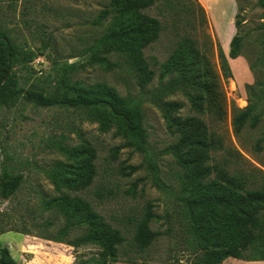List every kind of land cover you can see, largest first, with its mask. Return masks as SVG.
<instances>
[{
  "label": "rangeland",
  "instance_id": "rangeland-1",
  "mask_svg": "<svg viewBox=\"0 0 264 264\" xmlns=\"http://www.w3.org/2000/svg\"><path fill=\"white\" fill-rule=\"evenodd\" d=\"M105 2L0 0V30L25 55L24 64L13 70L24 90L45 88L52 95L74 88H98L122 98L141 99L150 156L128 143L117 122L102 132L96 116L88 110L44 108L26 100L25 93L14 104L1 106L0 182L6 172L21 174L23 180L11 198H0V250L8 246L19 264H97L101 249L91 242L80 243L85 225L67 219L69 211L84 200L128 239L121 256L107 264H197L186 204L182 201V170L166 151L176 137L170 133L160 103L153 97L159 69L157 76L141 89L140 76L125 54H107L110 65L89 63L85 54L101 34L94 21ZM237 4L235 27L236 21L239 26L235 35L238 33L243 42L241 59L230 63L233 77H223L220 40L202 4L205 24L199 25L202 17L196 18L195 27L184 24L178 31L179 37L191 35L209 53L227 97L223 120L203 116L210 131L224 143L225 148L216 156L226 157L225 149L229 147L264 170V9L258 0H240ZM194 11L198 15L201 12L198 8ZM147 12L157 14L154 9ZM221 23L226 28V21ZM176 32L172 25L167 26L160 40L146 50L147 59L165 61L178 40ZM226 56L229 60V54ZM149 62L153 64L154 60ZM166 100L185 105L181 116L198 115L180 92ZM250 105L258 121H249L236 134L233 108L244 110ZM86 148L95 149L93 177L88 167L90 155L82 153ZM147 158L156 162L157 174L149 168ZM149 209L156 215L152 228L160 236L137 252L135 246H128L129 239ZM254 263L232 257L221 261Z\"/></svg>",
  "mask_w": 264,
  "mask_h": 264
},
{
  "label": "trees",
  "instance_id": "trees-1",
  "mask_svg": "<svg viewBox=\"0 0 264 264\" xmlns=\"http://www.w3.org/2000/svg\"><path fill=\"white\" fill-rule=\"evenodd\" d=\"M258 4L264 9V0H258ZM194 8L201 11L199 15ZM151 9L157 14L147 12ZM200 17L199 25L205 24L204 8L198 0H106L94 21L101 34L85 54L89 63L106 65H110L107 54H125L140 76L141 89L157 76L156 69H159V83L153 97L160 103L170 133L176 137L166 151L182 170V201L186 204L197 264H221L230 257L249 262L264 261V170L245 161L237 150L229 147L225 149L226 157L216 156L218 150L225 148L224 143L210 131L203 116L223 120L227 114V97L209 53L203 51L191 35L179 37L180 26L190 24L195 27V20ZM171 25L177 31L178 40L165 61L151 57L152 64L145 52ZM238 26L239 21H236ZM261 28L264 31V23ZM242 42L237 33L230 43L231 58L241 55ZM218 48L223 77H233L228 57L220 45ZM24 60L25 55L0 30V107L14 104L25 93L26 100L44 108L88 110L96 116L102 132H107L113 122H117L129 139L128 143L138 152L150 156L141 99L122 98L98 88H74L71 92L52 95L45 88L24 90L18 74L13 71L24 64ZM250 69H253L252 65ZM178 92L185 96L190 108L198 115L181 116L180 111L185 105L178 100H166ZM233 110L236 134L249 121H258L253 114V105L244 110L235 107ZM86 151L90 155L88 167L93 177L96 173L95 149L86 148L82 153L86 155ZM147 163L157 174L156 162L147 158ZM22 180L23 175L6 172L0 182V198H11ZM73 210L69 211L67 219L86 227L80 243L91 242L101 249L97 264H107L121 256L128 239L120 228L107 222L84 200ZM155 217L149 209L134 226L128 246H135L137 252H142L157 240L160 233L152 228ZM0 264H19L8 246L0 250Z\"/></svg>",
  "mask_w": 264,
  "mask_h": 264
},
{
  "label": "crops",
  "instance_id": "crops-1",
  "mask_svg": "<svg viewBox=\"0 0 264 264\" xmlns=\"http://www.w3.org/2000/svg\"><path fill=\"white\" fill-rule=\"evenodd\" d=\"M209 12L211 19L214 21L215 32L220 40L221 47L225 54L230 52V43L235 35V18L238 12L237 0H199ZM221 20L226 21V28ZM221 23V24H220ZM228 35V36H227ZM228 37V39H226ZM226 39V41H225ZM241 59L229 57L230 63ZM254 264H264V261H255Z\"/></svg>",
  "mask_w": 264,
  "mask_h": 264
}]
</instances>
